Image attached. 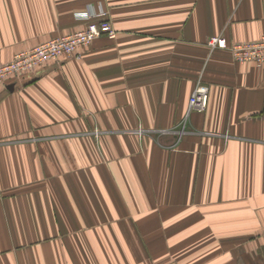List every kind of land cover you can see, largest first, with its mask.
Instances as JSON below:
<instances>
[{"label":"crops","instance_id":"crops-1","mask_svg":"<svg viewBox=\"0 0 264 264\" xmlns=\"http://www.w3.org/2000/svg\"><path fill=\"white\" fill-rule=\"evenodd\" d=\"M88 10L115 40L0 84V264H264V66L208 46L264 0H0V65Z\"/></svg>","mask_w":264,"mask_h":264},{"label":"built area","instance_id":"built-area-1","mask_svg":"<svg viewBox=\"0 0 264 264\" xmlns=\"http://www.w3.org/2000/svg\"><path fill=\"white\" fill-rule=\"evenodd\" d=\"M77 18L87 23L83 30L74 34L54 38L39 46L18 53L10 62L0 65V84L9 80L19 82L49 62H59L63 58L81 60L86 48L101 37L115 40L118 32L108 20L106 11H86L77 14ZM208 46L229 50L239 64L264 66V37L258 41L238 42L228 45L222 36L212 37ZM210 87L199 82L189 100L190 112L206 113L209 105Z\"/></svg>","mask_w":264,"mask_h":264}]
</instances>
